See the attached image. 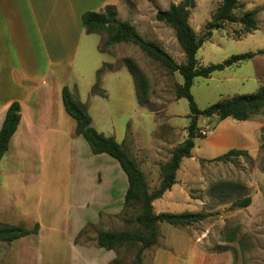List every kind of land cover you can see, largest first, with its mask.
Masks as SVG:
<instances>
[{"label":"rangeland","instance_id":"rangeland-1","mask_svg":"<svg viewBox=\"0 0 264 264\" xmlns=\"http://www.w3.org/2000/svg\"><path fill=\"white\" fill-rule=\"evenodd\" d=\"M221 1L195 0L194 6L189 8L188 22L197 37L206 33L205 25ZM180 2L182 0H120L115 9L120 20L132 22L142 37L156 41L177 63H182L184 54L173 30L155 19L158 10ZM253 8H258L256 30L248 33L239 23L225 22L222 27L213 29L198 49L197 59L201 65L220 63L233 54L256 52L252 58L214 71L209 77H195L191 93L199 109L264 86V0H239L234 12L240 15L243 10ZM99 33L105 38L99 43L98 50L109 52L112 61L104 62L110 65L109 70L100 77L96 87L98 92L90 95L89 85H94L96 72L103 64L100 63L103 56L95 46L100 39ZM99 33L84 35L81 39L72 75L66 85L100 132L116 136L115 140L121 145L123 141V148L144 172L149 189H153L159 183V166L169 159L174 147L186 137L188 101L183 97L177 99L175 95V87L183 82V77L176 71L169 72L131 42L105 46L107 33ZM126 60H132L147 78V99L142 104L137 102ZM257 116L264 123V112ZM219 122L215 118H199L198 124L207 135L195 138V157L181 161L175 184L153 201L156 213L202 211L208 216L188 226L161 223L159 243L143 251V264H264V146L256 160L232 156L227 161H209L216 153L212 134L221 129L224 134L235 131L230 125L219 127ZM242 131L240 134L231 133L234 138L224 144H241L244 141ZM259 141L264 145V129L260 130ZM112 160L118 167L117 175L121 172L126 181L117 161ZM100 168L106 172L107 178L116 177L111 167L100 164ZM88 174L84 181L86 188L90 189L95 186V181L91 180L96 178V173L89 171ZM64 177V185L60 181L54 185L57 190L53 200L30 199L34 210L36 208L35 215L39 214L45 226L42 247L36 250L31 245L33 248L22 247L9 253V243L0 241V264H83V260L71 259L72 251L65 234H50L48 230L50 224H54L67 232V228H74L75 221L83 214L91 216L76 238L78 245L96 251L94 255L88 253L85 257L88 261L100 256L99 249L105 254L109 251L97 246L98 230L135 229L133 224L125 222V218L134 217L137 209L125 207L120 196L110 202L87 201L88 208L78 206L74 209L69 223L59 220L58 213H63L67 199V177ZM245 196L251 199L248 206L233 205L235 200ZM77 202L81 201L76 200L74 204ZM137 247L122 246L114 250L115 257L107 264L115 260L132 264Z\"/></svg>","mask_w":264,"mask_h":264},{"label":"crops","instance_id":"crops-1","mask_svg":"<svg viewBox=\"0 0 264 264\" xmlns=\"http://www.w3.org/2000/svg\"><path fill=\"white\" fill-rule=\"evenodd\" d=\"M119 4L120 0H0V127L10 103L17 101L20 106L19 123L0 159V223L22 224L26 228L39 224L36 234L11 241L9 253L31 245L36 250L42 247L45 226L39 214L35 215L31 200H53L57 190L54 185L59 181L64 185V176L67 177V199L63 213H58L59 220L69 223L74 209L88 208L87 201L110 202L117 196L123 200L127 180H123L121 172L117 175L118 167L112 157L104 156L106 153L93 154L85 139L75 133L76 122L62 103V88L71 78L80 41L84 35L91 34L82 26L81 15L90 10L102 11L106 6L118 8ZM99 37L97 50L105 38L100 33ZM98 51L103 56L101 64L112 61L109 52ZM91 87L92 84L89 91ZM91 125L97 129L92 118ZM224 125L234 127L235 131L230 132L235 134L243 129L244 141L239 145L232 141L226 145L224 142H230L234 135L224 134L222 129L216 131L212 134L216 153L211 158L231 148L246 150L253 160L260 157L259 135L264 123L257 115L247 120L227 117L218 124L219 127ZM194 148L191 157L184 159L195 157ZM100 164L111 167L116 177L107 178ZM89 171L95 172L96 178L91 180L95 181V186L87 189L84 179ZM76 200L81 202L76 205ZM89 216L91 214L81 215L75 227L67 228V232L50 224L49 233L66 235L73 261L107 264L115 257L114 250L105 254L95 249L100 256L88 261L85 258L88 253L94 255L96 251L74 243Z\"/></svg>","mask_w":264,"mask_h":264},{"label":"trees","instance_id":"trees-1","mask_svg":"<svg viewBox=\"0 0 264 264\" xmlns=\"http://www.w3.org/2000/svg\"><path fill=\"white\" fill-rule=\"evenodd\" d=\"M194 3L195 0H182L179 4H170L167 9L158 10L155 14L157 21L165 23L173 30L184 54L182 63H177L156 41L142 37L129 21L120 20L114 6H106L102 11H85L81 15V23L86 33H107V38L104 41L105 46L120 42H131L138 46L147 57L159 62L169 72L176 71L183 77V82L175 87V95L177 99L183 97L188 101L189 123L186 137L174 147L169 159L159 166V183L155 188L149 189L142 169L113 136L105 135L91 125L90 115L81 103L73 97L68 86L64 85L62 88V103L65 111L76 122L75 133L85 139L93 154L106 153L115 159L126 176L127 187L123 204L125 207L137 209V214L134 217H126L125 222L133 224L135 229L98 230L96 244L106 250L115 251L122 246L138 245L132 264H143V251L159 243V225L161 223H167L175 227L188 226L208 216L207 213L202 211H162L156 213L153 208V201L160 198L165 191L170 190L175 184L176 172L181 161L186 157H191L195 138L207 135L206 132L202 133L203 129L198 124L199 118H215L220 121L231 117L237 120H247L264 112V86H260L251 93L237 94L220 99L204 109L197 107L191 93V86L195 77H209L214 71L222 70L242 60L252 58L256 54V52L251 51L233 54L220 63L201 65L197 59L198 49L211 35L212 30L222 27L225 22L239 23L244 31L248 33L256 30L258 28L256 20L258 8L246 9L240 15H236L234 10L239 6V0H222L211 15V20L206 23L204 36L197 37L188 22L189 8L193 7ZM99 50L104 51L103 49ZM109 66V64L103 63L97 70L96 82L91 87V94L98 92L96 87L99 79L105 70H109L107 69ZM125 66L132 77L137 102L142 104L147 99V78L132 60H126ZM19 120L20 106L17 101H13L8 106L0 127V159L8 148L9 139L15 132ZM261 129L263 130L264 126ZM263 146V143L260 142V149ZM232 156H242L250 161L253 160L246 150L230 149L209 159V161H227ZM250 202V197L245 196L235 200L233 205L246 207ZM38 229V223H35L32 228L0 223V241L10 243L17 238L36 234ZM74 243H77L76 237ZM112 264L124 263L115 260Z\"/></svg>","mask_w":264,"mask_h":264},{"label":"built area","instance_id":"built-area-1","mask_svg":"<svg viewBox=\"0 0 264 264\" xmlns=\"http://www.w3.org/2000/svg\"><path fill=\"white\" fill-rule=\"evenodd\" d=\"M206 131H202V133H205Z\"/></svg>","mask_w":264,"mask_h":264}]
</instances>
